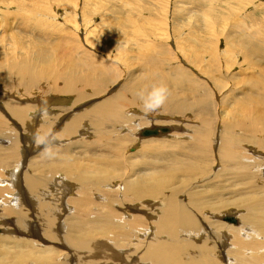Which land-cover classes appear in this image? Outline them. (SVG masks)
Segmentation results:
<instances>
[{"label":"bare ground","instance_id":"obj_1","mask_svg":"<svg viewBox=\"0 0 264 264\" xmlns=\"http://www.w3.org/2000/svg\"><path fill=\"white\" fill-rule=\"evenodd\" d=\"M255 23H253L255 26H259L258 31L249 34L244 43H251L250 36L259 34V31L261 37L258 45H254L253 50L246 53L251 56L250 52L254 51L262 57L263 62L264 21ZM153 42L139 46L141 50L135 54V59L141 58V63L137 61L139 64L137 63L133 70L139 68L143 73L139 72L141 74L137 76L131 74L128 79L125 78L120 89L115 93L101 101L93 102L90 108L78 112L74 110L80 101L92 95L98 97L109 88L107 83L112 81L113 85L118 80L114 79L116 74L109 72L105 64L95 60L91 62L92 59H83L77 52L74 56L73 51L66 58H60L54 46L38 49L39 54L33 55L32 59L22 57L19 61L9 63L0 59V81H10L15 77L20 81L31 80L37 83L38 79H44L52 84L51 90L55 92L77 94L80 90L89 88L93 92L87 97L84 96L85 98L81 91L77 94L74 103L76 106L74 109L69 108L73 112H69L72 115L65 123L61 122L69 110L65 109L60 115H53L51 110H46L51 107L50 103H54L52 101L57 104L61 98L34 100V104L42 106L39 110L30 103L12 99L3 100L4 105L0 107V111L6 113L8 117L3 118L0 115V145H3L0 146V195H5L3 198L0 197L2 207L0 208L3 210L11 206L13 208L6 209L5 213L1 212L0 215L3 226L11 227L10 232L5 230L0 232V264H39L42 261L43 264H48L50 261L47 254L53 252L56 256L61 253L58 248L59 251L45 245L46 242L61 245L64 248L61 252L68 251V255L65 253L67 256H63L64 259L61 257L59 262L55 261L54 264H95L90 258L95 257L94 254L99 249L110 248L108 240H102L108 238L110 234L115 241L114 249H129L127 252L123 251L124 253L120 250L119 252L112 250L113 259L117 264H264V188H257L254 185L255 174L247 171L252 166L254 168V161L249 164L243 163L242 151H239L243 142L254 145L257 143L258 133L260 131L264 133V110L261 108L260 111V107H264V65L261 64V58L259 59L262 65L261 71L249 72L245 77L242 76L244 84L241 87L240 83H233L234 78H223L232 83L231 90L234 94L230 99L227 97L229 102L225 106L236 107V111L228 121L221 116L223 128L213 135L212 121L208 119L206 112L208 113V110L216 104L212 100L213 91L206 85L208 83L193 79L185 67L170 64L163 46H157ZM63 43L68 44L67 40ZM227 46L231 48L228 42ZM216 53H218L217 49L211 50L215 62L218 61ZM61 60H65V63ZM13 74L15 75L12 76ZM203 75L207 76L208 72L206 74L203 71ZM207 77L208 82L214 83L212 76ZM161 86L167 89V99L154 111L160 109L159 113L166 112L172 118L185 117L189 112L197 111L200 128L193 126L196 130L193 129L194 133L192 132L193 140L190 139L192 144L188 143L189 141H182V138H185L183 134L189 130L181 129V126H179L181 128L176 127L174 121H165L163 117L155 115L125 112L130 106L140 101L145 102L152 90ZM39 117L43 120L38 129L36 124ZM30 118L32 124H26ZM11 120L17 123L15 124L18 127L17 131L13 129L16 136L13 135V130L11 131L8 124ZM86 120L87 125H83L82 122ZM5 123L9 126L7 127ZM88 125L94 128L97 139L93 142L95 148L90 150L92 154L88 155L86 158L88 163H86L82 155L91 152L86 151L88 147L79 145L85 139L78 130ZM150 126L170 129L165 134L159 132L152 137H141V130ZM23 127L27 129V136L25 135L24 139L20 138L23 134L20 130ZM34 129H38L40 133L37 139L30 136ZM174 129L184 133L173 134ZM237 130L240 131V135L235 132ZM137 133L140 140L135 136ZM212 135L217 136L216 154L222 168L208 176V172L204 174V169L208 170L207 166L211 165L207 163H214L212 155L211 158L209 157L211 154L209 140ZM188 136L189 134L186 137ZM72 137L79 139L77 138L72 144L67 142L69 145L66 147L62 141L59 143V139L69 141ZM190 137L191 135L188 138ZM152 138L160 139L150 140ZM170 138L172 141L168 140ZM177 139L180 141H176ZM80 140L83 141L79 143ZM136 141H142V149L133 154L135 159L132 161L131 156V158L123 156V150L126 144ZM42 145L44 151L40 153L39 160H35L39 154L34 155V153L40 150ZM82 148L83 152H80ZM185 150L186 153L183 152ZM252 152L255 154L256 151L246 150L242 154L249 153L254 157ZM208 158L210 162L206 161ZM31 160L35 161L31 162ZM158 160L163 161V167L162 163L157 164ZM191 160L195 164H192ZM163 168L164 170L161 171ZM125 169H129L133 174L127 175L129 177L126 178ZM240 169H245L247 172L239 175ZM221 171H225L224 174H220ZM193 173L198 174L201 183L194 184L193 188L191 185L189 191L181 195V191L190 186L192 179H195ZM57 175H63L64 178H59L60 176ZM226 175L233 181L229 194L236 195L238 192L240 194L224 200L218 194L229 188L225 185L219 187L217 183L222 182ZM54 176L56 177L53 178ZM65 176L79 183L83 195L73 201L74 216L71 215L72 212L70 216L67 213L73 207L68 204L70 198L67 197L73 193L75 185ZM245 180L248 183L242 182ZM109 181L112 183L107 184ZM104 185L115 189H109L108 194L101 199L103 202L99 204L97 202L99 200H93L92 196L95 191H102ZM48 186L53 189L51 195L56 194L52 197H55L54 200L58 204L47 202ZM211 186L215 187L214 192ZM208 187H211L210 191L213 193L207 191ZM192 189L197 191L192 192ZM163 191L164 194L167 192V196L158 205L147 202L136 210L130 208L133 213L121 212L127 203L126 199L123 201L120 196L138 202L147 197L158 198ZM257 192L261 194L258 196ZM209 193L210 197L207 199L206 194ZM114 195L118 199L121 198V201ZM67 199L69 202L66 201ZM94 205L99 212L91 214L93 211L91 207ZM232 207H238L237 209L243 211L239 215L240 225L225 224L221 221L224 211L227 208L230 211L234 210ZM97 209L95 207L93 212ZM48 210L50 211L47 212ZM62 211L66 214L65 217ZM56 212L61 214L58 215ZM67 221H74L75 224L69 230L70 233L67 232L68 234L62 237L58 229L62 233L64 231L62 227L68 226ZM251 231L252 233H249ZM15 233L30 234L34 239L16 237ZM196 237L200 238V242L195 241ZM96 239L97 243H95ZM89 254L91 257L87 260ZM102 255L99 257L102 258Z\"/></svg>","mask_w":264,"mask_h":264},{"label":"rangeland","instance_id":"obj_2","mask_svg":"<svg viewBox=\"0 0 264 264\" xmlns=\"http://www.w3.org/2000/svg\"><path fill=\"white\" fill-rule=\"evenodd\" d=\"M254 17L257 21L254 19ZM252 19H253V23L260 22L261 20L264 21V0H0V59L3 62L9 63L17 60L19 61L22 59V57L23 59L26 58L32 59L34 58L33 55L39 54L37 53L38 49L40 48L45 49L46 47L48 48L54 46V49H57V54L59 55L60 58H66V56L70 54L72 51L74 52V56H75L77 52L78 55H80V57L83 59H92L91 62L95 60V61H99L100 64H105L109 72H112V74L114 73L116 74L114 79H118L113 85L111 84L112 81L107 83L109 86L108 88L109 90L107 89V91H105L101 95H98V97L96 98L93 95L89 96L93 94V92L89 90L90 88L85 89L86 91L80 90L81 93L83 94V98L87 96L89 97H87L83 101H80L77 104L79 107L77 106L75 108L76 105H74V103L76 102L77 94L80 93V91L79 92L77 91L78 92L77 94L64 93L60 91L55 92L51 90L52 84L47 80L38 79L36 83L35 81H31V80L20 81L17 80L15 77H13L10 81H6V80L0 81V107L4 105L3 100L12 99L15 101H21L28 104L29 103L33 104L34 107H38L39 110V107L42 106L37 105L36 103L34 104V100L40 99L46 101L50 98L52 99L61 98V101H59L57 104H55V101H52L54 103L53 104L50 103L49 106L51 107L47 108L46 110H51L53 115H58V114L60 115L65 109L69 110L70 107H73V109L75 108L74 111L76 112L82 111V109L83 110L87 109L88 107L90 108L93 102L101 101L102 99L107 98L108 96L115 93L116 90L120 89V86L124 82L125 78L128 79L131 74H133V76H137L143 73L141 70H139V68L136 69V71L133 70L138 62L141 63L140 61L141 58L135 59L136 58L135 54H137V51L141 50V48H138L139 46L144 44L146 45L149 42L154 41L153 43L157 44V46H163V49H165V52L167 53L166 56L169 59L170 64L172 63L173 66L181 65L185 67L188 70V73L191 74L193 79L196 78V80L198 79V81L203 80L205 81V83L207 82L209 84L206 85L209 86V89L213 91L214 98L212 100L215 102L216 105L215 107H211L210 110H208V113L206 112V116L208 117V119L212 121L211 126L214 128L213 135H216L218 131L220 132L223 128V124L221 121L222 117L228 121L231 119L232 116H234V113L236 111V107L225 106V104L227 105V103L229 102V99L231 97H234V94L231 90L233 88L231 86L232 83L223 80V78H228V77L234 78L233 83L235 84L240 83L239 86L241 87L244 84V81H242L241 78L245 77V75H247L249 72L256 73L257 71L258 72L261 71L260 69L262 65H260L259 63L260 58H261V64L264 65V61L262 62V57H260L259 54L257 55V53L253 51L250 52L252 54L250 56L246 53L247 51L253 50L254 45H258L259 38L261 37V33L259 31V34L257 35L254 34L250 36L252 41L251 43L253 45L251 43L249 44L244 43V40L249 36V34L256 33L258 31L257 28L259 26H255L252 23ZM240 21L242 26L239 23ZM241 27L244 30H242ZM63 40L64 41L67 40L68 44L63 43L64 42ZM192 40H196V41H192ZM202 42L205 44H203ZM227 42L228 44L231 45V48H228ZM214 48L218 50V53H216L218 54L217 62L213 60L212 58L213 55H211V50L212 49L214 50ZM61 61L65 63V60H61ZM203 71H205L206 74L208 72L207 76H212L213 78L212 82L214 83L211 84L210 82H208V77L203 75ZM14 75L15 74H13L12 76ZM228 84L229 86H227ZM201 90L205 92L204 89ZM227 97L229 99H227ZM63 100H67V101L64 103L62 102ZM144 103H145L144 101H140L136 105L130 106V109L125 110V112H131V113L134 112L137 115L145 114L146 116L155 115L157 117L158 116L163 117L165 121H169V122L174 121L177 124L176 127L181 126L182 128L181 127L179 128L181 129L184 128V130L185 129L189 130L186 134L187 135L189 134V136L191 135V137L188 138L189 136L186 137L187 135L183 134V137L185 138H182V141L183 142L189 141L188 143H190V139L193 140L192 135L194 133V130H196L195 127L193 126L196 127L199 126L197 128H200V120L198 119L197 111H194V113L189 112L188 114L185 115V117L176 116L173 117L174 118L173 119L172 116L169 115L168 113L166 114V112H163L162 114L159 113L160 109L157 111L144 110ZM261 108L264 110V107H260V111H262ZM34 110L38 112L37 109ZM69 112H73V111L69 110L67 113H65L68 116L66 115L63 116L64 120H62L61 123H65L68 121V119L70 118L69 116L72 115ZM207 114L210 115L208 116ZM0 115L3 118L8 117V115H6V113H4L2 110L0 111ZM31 120L32 118H30L28 122L26 121V124L27 123L32 124ZM41 120L43 119H41L40 117L37 120L36 127L38 129L40 128L39 124H42ZM82 123L83 125L84 124L87 125V120ZM8 124L10 126L7 124L6 125L7 127L9 126L11 128V131L13 129L17 131L18 127H16L15 125L17 124L16 121L11 120L9 121ZM20 126H22L21 123ZM173 126L175 125H172V127ZM38 129H34L33 131L34 133L33 132L30 133V136H32L34 139H37V137L40 136V133H38ZM259 129L260 127H258V130ZM14 130H13V135L16 134ZM26 130L27 129L24 127L23 129L21 128L20 131L23 134H21L20 138L23 139L25 138ZM80 132L82 134L81 136H83L85 140L84 141L80 140L79 143L82 141L83 142L78 144L88 147L89 149H87L86 151L88 150L90 151L91 149H94L95 144H93V142L95 141V139H97L96 134H94L95 133L94 128L91 127L90 125L82 126L80 130H78V133ZM175 132H177L176 129L172 131L173 134ZM235 132L237 133V135H240V131L237 130ZM177 133L179 134L184 132L178 130ZM213 135L211 137V140H209V142L210 141L212 142V143L210 142L211 154L209 157L211 158L212 155V158L214 159V163L212 164L210 162V158L206 159L207 162H210L207 164L208 165L211 164V165L207 166L208 170L204 169V174L208 172V176L212 175L215 171H218L220 168H222V164L220 163V160L219 158H217V154H216L217 153L216 150L218 148L217 136H213ZM135 136L138 138V133ZM256 137H257L256 144L251 145V144H247V142H243L242 146L239 147V151H242L241 155L243 157L241 161L243 163L246 162L249 164V163H253L254 161V165H255L254 168L252 166V168H250L247 171H251L250 173L255 174L254 185H256L257 188H264V181H263L264 180V133L260 131ZM77 138L78 137H72L71 140L69 141L59 139V143L62 141V144L66 147L69 144L75 143L77 141ZM159 139L160 138L157 139L152 138L150 140H159ZM137 140L140 139L138 138ZM143 140H149V139H143ZM168 140H171V138ZM176 141L179 142L180 140L177 139ZM35 142L36 140L34 141V143ZM261 142H263V144H261ZM188 143L187 145L192 144V142L190 144ZM4 145H6V142ZM43 147L44 146L42 145L40 147V150H38L39 152L37 151L36 153H34V155L39 154L38 156L35 157V160H39L40 153L42 154V152L44 151ZM139 149H142V141L141 142L136 141L134 143L130 142L129 144H126L125 149L123 150L124 152L123 156L125 157L129 156V158L132 157L131 160L133 161L135 159L133 154H135ZM246 150L256 151L255 154L252 152V154H254V157L249 153L243 155L242 153ZM79 151L83 152V148L80 149ZM93 152L95 153L94 150ZM183 152L186 153V150ZM90 154H92V152L84 153L82 155L86 163H88L86 158H88V155ZM244 158L245 160H243ZM35 160H31V162H34ZM12 162L14 164V160H12ZM156 162L157 164H161L163 161L160 162V160H158ZM191 162L192 164H195L193 160H191ZM218 163H220V165ZM161 166L163 167V163L161 164ZM128 170L129 169H125L126 178L129 177L132 173L130 170L129 171ZM163 170L164 168L161 171ZM244 170L245 169L238 170V174L243 175L244 172H247L246 170L245 171ZM224 172L221 171L220 174H224ZM226 174H228V172ZM48 176H52V175H48ZM57 176L58 177L60 176L59 178H64L63 175H57ZM55 177L56 176H54L53 178ZM92 177H94V175H92ZM225 177L226 178H223L224 180L222 182L217 183L219 187L225 185L226 188H229L227 191L218 194L219 196L221 195V197L224 200H226L225 198H230L240 194L239 192L236 195L229 194L231 193L230 189L232 187L233 181L232 179H230L229 176L226 175ZM66 178H68V180L71 181V184L75 185L73 189V193L70 194L69 197H67L70 198L69 199L70 202L68 201V199L66 200L69 202L68 203L69 205L71 204V206H73L71 207L73 209L75 207V205H73V201H75V199H78L79 196H83V195L80 192L81 187L79 183L78 182L76 183L73 179L69 177ZM200 181L201 178L198 177V174L197 175L195 174V179H192V182H190V186H188L189 188L188 187L186 188L187 190L186 189L183 190L184 192L181 191V195L186 191L188 192L191 185H192L191 188H193L194 184L201 183ZM116 182L117 180L114 181V183ZM242 182H245V184L246 182L248 183L247 180ZM111 183L112 182L110 181L109 183L107 182V184H111ZM114 185H118V184H114ZM107 186L108 185H104L102 187L103 189L102 191H97V192L95 191V193L93 194L94 196H92V199L99 200L97 201L99 202V204L102 203L103 201L101 199L108 194L109 189H115ZM211 187H208L207 191L213 193L214 192L213 188L215 189V187L214 186L212 187L213 192L210 191ZM197 189L200 190L201 188H197ZM197 189L196 190L192 189V192H194L193 190L197 191ZM47 191L49 194V197H46L47 202L50 201L51 203L53 202L55 204H58L56 203V200H54L55 197H52L55 196L56 194L51 195L53 189L50 186H48ZM166 191L169 192L168 190ZM167 192H165L164 194L163 191L158 198L147 197L143 199V201H138V202H136V200L131 201L125 197L123 198L122 196H120L123 201L126 199L125 202L127 204L125 206L129 207L127 208L124 206V209L121 210V212L127 211L133 213V210H136L137 208L144 206V203L146 204L147 202H151V203L153 202L154 204L158 205L160 201H163L165 199V197L167 196ZM256 194L260 195L261 193L257 192ZM6 195L10 196L7 193ZM206 195L208 199L210 197L208 196L210 195V193ZM1 196L2 195H0V197ZM4 196H2V198ZM121 198L118 199L117 197L119 201H121ZM227 200L231 201L232 199H227ZM94 206L97 209V206L96 205ZM94 206L91 207L92 208L91 211L92 210L95 211ZM1 208H0V215L5 213L6 209L13 208V206L9 208H4V210ZM130 208L132 209L134 208V209L130 210ZM237 208L238 207H235L234 210L231 211L230 209L227 208V210L224 211L225 212L224 215H221L222 216L221 221H223L224 216L232 215L237 218V220L239 221L238 225H240L239 215L242 214L243 211ZM52 209L54 211L56 210L55 208ZM72 209L67 212L69 216H70V212H72L71 215L75 213V210L73 209L72 211ZM49 211L50 210H48L47 212ZM93 211L91 214L99 212L98 209L96 210V212ZM227 211H229L230 213H227ZM63 212L64 211H62V215L65 217L66 214ZM56 213L58 214V212ZM30 219L32 220V218ZM223 222L225 224H230L226 221ZM67 224L68 226H70L69 227L70 229L68 228V226L62 227V231L64 228V231L62 233L58 229V232L62 237L63 235L66 236L68 233H70L69 230H71V227L73 226V224H75V222L67 221ZM0 227H2L0 228L1 233L2 230H5L6 232L11 231L10 226L8 225L3 226V223L1 222H0ZM249 233H252V231ZM21 234L23 235L21 236ZM111 236L112 235L110 234V236H107L108 238L102 239V240H106V239L108 240L107 241L108 246L110 247L108 248V250L105 248H103L104 249L103 250L101 248L94 254L95 257L94 256L91 257V254H89L90 256H88L87 257L88 259L87 258L86 259L87 260L91 259L93 262H95V264H117L112 256V250H116V249H114L115 246H113L115 244V241L113 238H111ZM16 237L27 238L28 240L34 239L32 235L25 233H17ZM195 241L200 242V238L196 237ZM97 242L98 241L96 239L95 243ZM52 244L53 243H49V242L45 243V245L50 246L52 248H56V250L59 249L61 254H58L56 256L54 255L53 252L47 254V257L49 258L48 260L51 262L50 263L49 261H47L49 262L48 264H54L55 261L59 262V258L68 255L67 250H65L66 252L65 251L61 252L62 250H64V248H62L61 245H56V244L52 245ZM100 250H102L103 252ZM119 250L122 252L129 251V249L128 250L117 249L116 251L119 252ZM100 252L104 254L102 255ZM99 254L102 255V258L99 257L101 256ZM62 259H64V257ZM106 260H108L107 263ZM41 263L43 264L44 261H42Z\"/></svg>","mask_w":264,"mask_h":264},{"label":"clouds","instance_id":"obj_3","mask_svg":"<svg viewBox=\"0 0 264 264\" xmlns=\"http://www.w3.org/2000/svg\"><path fill=\"white\" fill-rule=\"evenodd\" d=\"M167 99V89L163 86L154 88L144 103L146 111H154L165 103ZM39 143V140H37Z\"/></svg>","mask_w":264,"mask_h":264},{"label":"water","instance_id":"obj_4","mask_svg":"<svg viewBox=\"0 0 264 264\" xmlns=\"http://www.w3.org/2000/svg\"><path fill=\"white\" fill-rule=\"evenodd\" d=\"M169 129L170 128H168V127H163L161 129L159 127L143 128L141 130L140 136L141 137H152V136L158 135L159 132H161V134H165L166 132L169 131ZM223 221H226V222L234 224V225H238V223H239L237 218L235 216H232V215L224 216Z\"/></svg>","mask_w":264,"mask_h":264}]
</instances>
